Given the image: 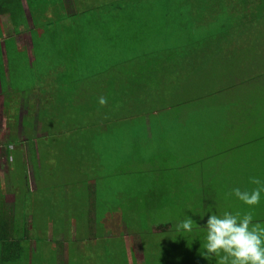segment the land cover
<instances>
[{
  "label": "rangeland",
  "instance_id": "obj_1",
  "mask_svg": "<svg viewBox=\"0 0 264 264\" xmlns=\"http://www.w3.org/2000/svg\"><path fill=\"white\" fill-rule=\"evenodd\" d=\"M154 1L22 0L23 13L17 20L28 24L20 26L15 39L12 35L6 40L12 50L0 82V163L8 161L6 172L0 164V199L4 195L0 210L2 221L8 220L12 228V246L18 240L23 251L15 250L16 260L9 258L3 264H210L201 255L210 206L220 213L251 210L256 220L264 221V193L255 206L232 194L235 187L254 188L250 177H264V154L259 162L253 159L258 158L257 149L264 147V128L259 124L256 129L244 128L253 130L250 135L256 139L252 143L248 138L246 145L241 141L234 154L239 160L229 169L234 182L228 200L226 178H211L208 184L197 178L189 182L187 177L183 181L189 184L187 192L177 200L174 192L160 207L153 202L157 200L152 197L153 186L166 180L149 173L147 161L154 159L159 147L167 145L181 154L186 150L181 161L196 162L199 168L209 153L219 152L217 142L222 138L231 135L230 142H236L248 135L229 129L213 133L207 123L206 128L193 126L184 143L176 137H163L164 142L148 139L138 129L148 122V113L161 114L149 112L158 91L155 87H163L158 108L171 110L173 91L168 87L177 84L174 77L157 71L152 60L142 72L141 56L150 53L157 63L160 49L188 39L182 33L172 36L160 9L169 8L170 19L181 23L187 17L182 16V8L198 9L201 2ZM201 4L208 5L206 0ZM10 16L1 17L5 35L13 30ZM222 30L217 26L211 33ZM191 38L199 39V34ZM183 78L178 83L188 87ZM194 78L190 81L205 84L202 95L207 93V103H225V96L214 91L220 85L209 78ZM220 78L227 84L226 70L215 82ZM187 91L181 87L179 98L197 96ZM258 98L264 99L258 95L252 99ZM249 99L246 95L245 101ZM211 112L214 121L218 117ZM208 115H203L205 121ZM138 116L140 123L132 125ZM110 122L113 130L107 127ZM21 143H31V149L24 151ZM203 186L210 191L204 204ZM14 192L17 201L11 206ZM187 215L201 227L194 226L191 233L177 232V223ZM163 223L170 225L159 227Z\"/></svg>",
  "mask_w": 264,
  "mask_h": 264
},
{
  "label": "trees",
  "instance_id": "obj_2",
  "mask_svg": "<svg viewBox=\"0 0 264 264\" xmlns=\"http://www.w3.org/2000/svg\"><path fill=\"white\" fill-rule=\"evenodd\" d=\"M139 1L142 0H135V2ZM146 1L148 2L150 0ZM161 1L169 2L171 0H155L153 4ZM206 1L208 5L203 6L201 0L198 9L193 6L190 7L189 5H186L184 9L182 8L184 12L182 16L187 14V17H185V20L181 23H178L175 18L170 19L169 8L165 9L161 7V14L166 17L169 26L168 30L172 31V36L177 38L180 33H182V35H186L188 39L187 42L182 44L176 42L174 45H169L160 49V56L157 59V63L150 53L141 56L142 72L147 71L150 64L149 61L152 60L156 65L155 68L157 71L164 72L167 75L166 78L174 77L177 84L173 87H168L170 91H173L170 94L173 103L171 104V110L158 108L163 100L161 95L163 93V87L160 85L155 87L158 91L157 94L152 96L153 104L149 112L156 110L157 112L160 111L161 114L152 117V114L148 113V122L141 124L138 129L145 131L146 138L148 139L153 137L159 141L163 139V137H176L177 140H181L182 138L183 143L186 141L185 139L191 135L193 126L196 128H206L208 124L213 126V133L222 130L227 131L229 129L241 134L248 133V135H246L243 140L241 139L236 142H230L231 135L222 138L219 141L221 143L217 142V151L219 150V152L209 153L205 159H208V161L206 162L203 159L201 162L202 165L199 168L196 162L188 163V160H185L188 163L186 164L183 158L181 161L180 157L182 154L184 156L186 150L181 154L169 150L167 145L159 147V150L152 155L154 159L151 156L152 158L147 161L149 164V173L155 175L157 180L161 178L160 180L163 181L162 178L166 177L163 183L157 182L159 185L156 184L153 186L152 197L156 195L157 200H152L158 207H160L163 202H168L169 197H166L167 194H174L175 192L174 195H177V200L180 193L187 192L189 184H183V181H185L184 179L187 177H191L189 182L197 178L202 181V183L208 182V184L211 178H226L228 200L229 195H232L230 185L234 182L229 177V169L234 167V164L239 160L235 158L236 156H234V154L240 148L241 141H243L242 144L244 145L248 143L247 139L252 137L250 133L253 130L245 132L244 128L245 130L246 127L256 129L258 124L264 128V119H262L264 118V99H252L257 95L258 97L264 98V0ZM22 4V0H0V33L3 34L0 37L4 38L7 56L10 55L11 48L6 40L11 39L14 32H20V26L28 24H25V21L21 18L17 20L19 12L23 13ZM2 14L11 15L10 18L13 30L9 32L7 36L4 31L6 28L4 26L5 23H2L1 19ZM171 21H174V23H171ZM217 26L222 27L223 30L220 34L216 33L213 35L211 29ZM198 34L199 39L191 38ZM3 66L0 60V68H3ZM223 70L227 71V84L223 82L222 78H220L218 82L214 80V78L221 75ZM194 76H198L199 80L209 78V82L212 80L211 82L213 85L215 83L220 85L221 87L214 91L225 96V103H218V100L214 101L215 104L212 105L207 103L208 101L205 100L207 93H205V96L202 95L204 91L202 86L205 84L202 81H199L200 84L191 82L190 80H196ZM180 78L187 81L188 87H183L178 83ZM135 82L139 83V79H136ZM181 87L182 89H187L188 94H190L189 91H194L197 96L179 98L177 91ZM246 95L250 98L247 101H245ZM138 100L139 99H137V103ZM155 100L157 102H154ZM165 100L167 102L166 98ZM134 109L139 108L135 107ZM212 109L218 117L214 121L212 120L213 118L210 119L208 115H211ZM204 114L208 115V121L203 119ZM139 118V116L135 117L136 123L132 125L139 124ZM18 121L19 120L15 119V126H18ZM120 126L127 127L129 125L121 123ZM107 127L113 130L112 122H110ZM255 139L256 137L254 138V142ZM259 139L261 140V137ZM234 142L235 146H232ZM250 142L253 143L252 138ZM226 144L227 151H225ZM188 153L190 152L188 151L187 154ZM263 154L264 147L261 151L257 149L258 158L253 156L254 161L259 162ZM230 155L233 156L232 159ZM187 157H190V155ZM211 159H214V162H211ZM167 178L170 179V181H167ZM246 186L251 188L253 185L247 184ZM202 189V195L206 196V198L202 200L204 204L208 201V194H210V191L205 186H203ZM195 194L200 198L198 192ZM2 213L3 212H0V231L2 230L0 232V264H3V262L9 258L16 260L17 257L14 255L15 250L23 251V247H20L18 240L15 246H12L15 243V238L11 239L9 236V232H12L10 229L11 226L7 225L9 223L8 220L5 222L2 221ZM161 227H163V225Z\"/></svg>",
  "mask_w": 264,
  "mask_h": 264
},
{
  "label": "clouds",
  "instance_id": "obj_3",
  "mask_svg": "<svg viewBox=\"0 0 264 264\" xmlns=\"http://www.w3.org/2000/svg\"><path fill=\"white\" fill-rule=\"evenodd\" d=\"M100 102L105 103V100L101 98ZM250 182L255 185L250 191L235 187L232 194L244 204L255 206L260 203L264 193V177H250ZM207 213L210 215L203 226L206 229L205 251L201 255L208 259L210 264L213 260H216L217 264H264V221L256 220L251 210L244 213H220L210 206ZM204 215H201V218ZM194 226L200 225L187 215L177 223L176 230L180 233H191Z\"/></svg>",
  "mask_w": 264,
  "mask_h": 264
},
{
  "label": "crops",
  "instance_id": "obj_4",
  "mask_svg": "<svg viewBox=\"0 0 264 264\" xmlns=\"http://www.w3.org/2000/svg\"><path fill=\"white\" fill-rule=\"evenodd\" d=\"M2 15H4V14H2ZM2 17V16H1ZM21 31V30H20ZM17 34H20V33H13V36H14V39H15V35H17ZM7 36V35H6ZM16 44H18V43H16ZM0 45H1V47H0V60H1V55H2V57H3V62H1L2 63V65H4V66H6V65H8V58H7V55H6V49H5V43H4V40H3V43L0 41ZM20 46V45H19ZM23 47V46H22ZM5 57H6V59H5ZM4 66H3V68H0V82H1V75H2V69H3V71H4ZM6 70V69H5ZM30 145H31V143H29V145H26V144H24V143H21V146H22V149L24 150V151H28V149H27V147L29 146V148H30ZM31 149V148H30ZM7 163H8V161H7V159L5 160V161H3L2 163H0V164H2L3 166H1V168H2V170H3V172H6L7 171V169H8V165H7ZM15 193V192H14ZM4 194H6V198H7V193H4ZM3 199H4V195L2 196V198H1V202H2V208L4 207V201H3ZM16 201H17V194L15 193V198H13V201L11 202V206H14V205H16ZM11 209V207H9V206H6V210L7 209ZM0 212H1V210H0ZM7 213V212H6ZM10 215V214H9ZM9 224V223H8ZM7 224V225H8ZM163 225V228H166L167 226H169L170 225V223H163V224H160L159 225V227H161ZM165 225V226H164ZM167 225V226H166ZM10 226V225H9ZM11 230H12V228H10Z\"/></svg>",
  "mask_w": 264,
  "mask_h": 264
},
{
  "label": "bare ground",
  "instance_id": "obj_5",
  "mask_svg": "<svg viewBox=\"0 0 264 264\" xmlns=\"http://www.w3.org/2000/svg\"><path fill=\"white\" fill-rule=\"evenodd\" d=\"M238 106H239V105H238ZM51 134H52V133H51ZM253 142H254V141H253ZM245 145H246V144H245ZM131 173H132V172H131ZM221 184H222V183H221ZM221 184H219V185H221ZM219 185H218V186H219ZM159 206H160V205H159ZM168 206H169V205H168ZM172 208H173V207H172Z\"/></svg>",
  "mask_w": 264,
  "mask_h": 264
}]
</instances>
